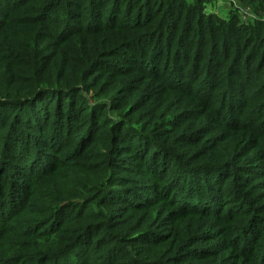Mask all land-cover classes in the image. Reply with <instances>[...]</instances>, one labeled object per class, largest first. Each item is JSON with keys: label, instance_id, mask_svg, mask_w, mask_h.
<instances>
[{"label": "trees", "instance_id": "trees-1", "mask_svg": "<svg viewBox=\"0 0 264 264\" xmlns=\"http://www.w3.org/2000/svg\"><path fill=\"white\" fill-rule=\"evenodd\" d=\"M208 1L0 0V264H264V0Z\"/></svg>", "mask_w": 264, "mask_h": 264}, {"label": "rangeland", "instance_id": "rangeland-1", "mask_svg": "<svg viewBox=\"0 0 264 264\" xmlns=\"http://www.w3.org/2000/svg\"><path fill=\"white\" fill-rule=\"evenodd\" d=\"M236 1L239 3L238 0ZM235 5L236 3L230 0H209L206 3L204 9L206 13H215L222 18H226L228 17L231 10H235ZM192 222H196V219H194Z\"/></svg>", "mask_w": 264, "mask_h": 264}, {"label": "built area", "instance_id": "built-area-1", "mask_svg": "<svg viewBox=\"0 0 264 264\" xmlns=\"http://www.w3.org/2000/svg\"><path fill=\"white\" fill-rule=\"evenodd\" d=\"M230 1L236 3L234 9L238 11L239 15L241 16V21L249 22V21H254L256 19V16L249 7L237 3L236 0H230Z\"/></svg>", "mask_w": 264, "mask_h": 264}]
</instances>
